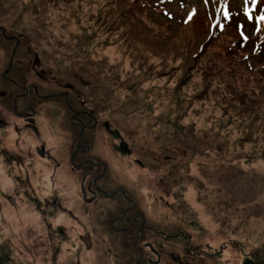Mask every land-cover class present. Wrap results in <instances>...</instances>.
Masks as SVG:
<instances>
[{
  "label": "rangeland",
  "instance_id": "1",
  "mask_svg": "<svg viewBox=\"0 0 264 264\" xmlns=\"http://www.w3.org/2000/svg\"><path fill=\"white\" fill-rule=\"evenodd\" d=\"M141 1L0 0L22 77L53 115L35 129L10 108L0 124V264H264V0ZM242 14L256 64L232 29L212 33L215 17L233 27ZM61 92L93 111L83 139ZM78 143L131 209L121 192L83 194ZM124 213L115 226L144 218L138 240L139 218L109 228Z\"/></svg>",
  "mask_w": 264,
  "mask_h": 264
},
{
  "label": "flooded vegetation",
  "instance_id": "2",
  "mask_svg": "<svg viewBox=\"0 0 264 264\" xmlns=\"http://www.w3.org/2000/svg\"><path fill=\"white\" fill-rule=\"evenodd\" d=\"M3 28L4 31L2 30ZM3 40L6 42H12V48L6 67L2 71H0V113L4 114L3 118L0 119V124H3L4 126L5 123L4 118H7L9 116L8 110L11 108L12 110L10 112H12L14 116L20 118L25 123L32 125L33 128L38 129V127L40 126L39 120L42 117V114L46 116V113H48L50 114L51 118L53 117L50 111H47L45 113L47 109H45L44 106L41 104V101L45 100V97H43L44 95L42 94L41 84L38 83L36 78L34 79L33 82L26 83L25 75H23L22 77L25 67L24 61H21L18 56L19 47L21 46L22 41L19 36L14 34H8L6 28L0 24V48L2 47ZM13 48H14V53L12 55V60L10 63V58ZM33 58L34 59L36 58L35 54ZM21 69H23V71H20ZM19 71H20V77H18L15 74ZM10 86L13 88L12 90ZM63 96H65V94H63ZM2 105H4L7 109L3 108ZM74 110L78 112H73V115L71 116L70 120L77 129V136L79 135L80 132H82V137L84 138L86 134L92 131L93 128L91 127L95 125L97 120L93 123V119L95 117H91L92 115L90 113L81 109H74ZM83 117L91 120V124L87 123ZM38 151L39 150L37 149V152ZM78 153L85 155L78 156L77 155ZM89 153H90L89 147L87 149L77 148L75 151L73 148L70 151V161L73 164V166L83 168L84 172L82 173L81 179L83 183L82 191H84L85 195L87 193V188L89 189L90 193L92 192V197L96 196L97 192H100L106 196H111L117 192H120V190L122 189L114 190L112 194L110 193V195H108V192H106L101 186L97 184L99 178H101L105 172L106 165L101 160H95L90 156H88ZM38 154L40 153L38 152ZM40 155L42 156V154ZM51 158L55 160L53 158V154ZM77 159L79 161L78 163H76ZM96 166H99L100 170L98 173L95 174L94 167ZM54 168L58 169V166L55 165ZM89 174L92 176L91 180H87L88 178L87 176ZM85 181H87L86 185H84ZM127 198L131 202V204L125 207L123 209L124 211L127 209H131L134 206L133 200L130 199L128 196ZM124 217H125V213L118 217H112L108 222V226L112 230H117V231L129 230L131 229V226L135 224L136 219L139 218L140 222L138 223V233L128 236V239L132 238L134 240H138V238L141 237L143 233L142 228L144 227L143 225L144 218L142 216H138L137 214H135L132 217V219L129 221V224L127 226L124 227L115 226L118 220ZM129 243L132 246H134V248H136L138 252L142 251L143 246L146 247L148 245L149 249L153 252H156L157 254V260L155 261H158V259L160 258V254L157 252V249H155L153 245L149 242L143 243V245H139L138 243L135 242H129ZM170 255L173 260L178 259L177 254L171 253ZM164 264H169V261H166Z\"/></svg>",
  "mask_w": 264,
  "mask_h": 264
},
{
  "label": "water",
  "instance_id": "3",
  "mask_svg": "<svg viewBox=\"0 0 264 264\" xmlns=\"http://www.w3.org/2000/svg\"><path fill=\"white\" fill-rule=\"evenodd\" d=\"M3 31H4V28L2 29ZM13 53H14V48H13V51H12V54H11V58H10V63H11V60H12V55H13ZM60 95L61 94H65V102H66V104H67V106L69 107V108H72V106L70 105V103H69V96H68V93H66V92H61V93H59ZM44 97V96H43ZM72 111L73 112H78V111H75L73 108H72ZM96 121V119L94 118L93 119V123ZM79 137H80V139H83L82 138V132H80L79 133ZM81 145L78 143V144H75V146H74V151L77 149V148H81L80 147ZM39 151L38 152H40V154H45V152L43 151V149H41V148H37ZM46 155L47 156H50V154L48 153V152H46ZM108 195H110V194H108Z\"/></svg>",
  "mask_w": 264,
  "mask_h": 264
},
{
  "label": "trees",
  "instance_id": "4",
  "mask_svg": "<svg viewBox=\"0 0 264 264\" xmlns=\"http://www.w3.org/2000/svg\"><path fill=\"white\" fill-rule=\"evenodd\" d=\"M141 4H143V6H146L144 0L141 1ZM208 25H209V22H208ZM212 33H213L214 36L221 35V34H219V33L217 32L216 28L213 27V26H212ZM233 48L236 49V47H235L234 45H233ZM236 50H237V49H236ZM245 57H246V56H245ZM112 81H113V78H112ZM151 90H153V89H151ZM81 110H84V111L90 113V114L92 115L91 117H95L94 114H93V111H91L90 109H88V108H84V107H83V108H81ZM86 117H88V116H86ZM124 190L126 191V188L120 190V192L122 191L123 193L121 192V193H119V195H121V196L123 197V199L126 200V199H128V198H127V195H126V193H125ZM230 198L233 200V196H231ZM109 228H110V227H109ZM110 229H111V228H110ZM111 230H112V229H111Z\"/></svg>",
  "mask_w": 264,
  "mask_h": 264
},
{
  "label": "clouds",
  "instance_id": "5",
  "mask_svg": "<svg viewBox=\"0 0 264 264\" xmlns=\"http://www.w3.org/2000/svg\"><path fill=\"white\" fill-rule=\"evenodd\" d=\"M41 149H43V148H41ZM44 151V150H43ZM45 152V151H44ZM49 153V152H48ZM50 154V156H48L49 158H51L52 157V154L51 153H49ZM45 155H46V152H45ZM44 155V156H45ZM47 156V155H46ZM81 183H82V179H81Z\"/></svg>",
  "mask_w": 264,
  "mask_h": 264
},
{
  "label": "snow or ice",
  "instance_id": "6",
  "mask_svg": "<svg viewBox=\"0 0 264 264\" xmlns=\"http://www.w3.org/2000/svg\"><path fill=\"white\" fill-rule=\"evenodd\" d=\"M262 19H264V18H262Z\"/></svg>",
  "mask_w": 264,
  "mask_h": 264
},
{
  "label": "bare ground",
  "instance_id": "7",
  "mask_svg": "<svg viewBox=\"0 0 264 264\" xmlns=\"http://www.w3.org/2000/svg\"><path fill=\"white\" fill-rule=\"evenodd\" d=\"M40 153V152H39Z\"/></svg>",
  "mask_w": 264,
  "mask_h": 264
}]
</instances>
